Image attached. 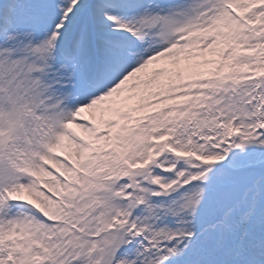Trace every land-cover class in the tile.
Instances as JSON below:
<instances>
[{
    "label": "snow or ice",
    "instance_id": "obj_1",
    "mask_svg": "<svg viewBox=\"0 0 264 264\" xmlns=\"http://www.w3.org/2000/svg\"><path fill=\"white\" fill-rule=\"evenodd\" d=\"M0 264H264V0H0Z\"/></svg>",
    "mask_w": 264,
    "mask_h": 264
}]
</instances>
